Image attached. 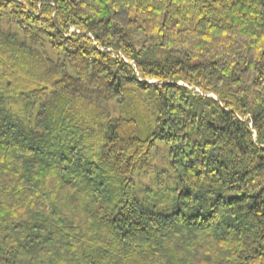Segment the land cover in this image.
Wrapping results in <instances>:
<instances>
[{
	"label": "trees",
	"instance_id": "1",
	"mask_svg": "<svg viewBox=\"0 0 264 264\" xmlns=\"http://www.w3.org/2000/svg\"><path fill=\"white\" fill-rule=\"evenodd\" d=\"M0 264H264V0H0Z\"/></svg>",
	"mask_w": 264,
	"mask_h": 264
},
{
	"label": "rangeland",
	"instance_id": "2",
	"mask_svg": "<svg viewBox=\"0 0 264 264\" xmlns=\"http://www.w3.org/2000/svg\"><path fill=\"white\" fill-rule=\"evenodd\" d=\"M161 145H158V147H160ZM160 154H163V151L161 150V152H159ZM159 165V163H156V162H154V166L157 168V166ZM163 171L165 170V169H167L166 167H164V166H162L161 165V167H160ZM165 172V171H164ZM143 183H144V185H145V188H147V186L148 185H150L151 184V180H147V179H145V180H143ZM173 187V184H167L166 185V187H165V189H167L168 187ZM159 191H161V190H159ZM166 198V196H165V194H164V192L162 193V192H159L158 194H157V197L155 198V199H158V200H162V199H165Z\"/></svg>",
	"mask_w": 264,
	"mask_h": 264
}]
</instances>
